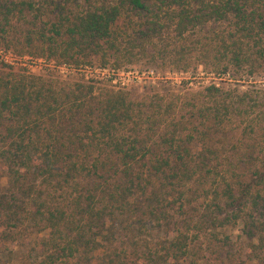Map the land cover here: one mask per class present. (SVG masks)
I'll use <instances>...</instances> for the list:
<instances>
[{"label":"trees","instance_id":"1","mask_svg":"<svg viewBox=\"0 0 264 264\" xmlns=\"http://www.w3.org/2000/svg\"><path fill=\"white\" fill-rule=\"evenodd\" d=\"M0 46L73 70L253 76L264 0H0ZM106 81L0 60V264H264V89L134 100Z\"/></svg>","mask_w":264,"mask_h":264},{"label":"rangeland","instance_id":"2","mask_svg":"<svg viewBox=\"0 0 264 264\" xmlns=\"http://www.w3.org/2000/svg\"><path fill=\"white\" fill-rule=\"evenodd\" d=\"M0 60L3 62L17 66H24L32 73H41L45 70H51L54 72L57 78H64L66 75L78 76L79 74L84 75L85 78H91L94 80H108L107 84L111 85L113 88H121L129 93V96L134 100H143L148 99L149 96L154 93H159L161 95L165 94L167 96L170 91L176 92L189 88H196L198 85L207 83L210 80H213L218 85L226 87H235L239 90H257L264 89V69L260 70L257 74L253 76L242 75H222L220 77H213L210 72L202 69L200 65L194 70L191 68L185 72H177L168 68L164 65H148L144 64V58L141 59V62L133 63L126 65L121 70H109L107 68L101 69L96 65L92 67H86L83 69L73 70L64 66H54L53 62L46 61L44 59H28V58H19L13 56L7 51H3L0 46ZM245 126V123L240 125L237 121H232L226 124L224 135H218V140L222 138L224 142L219 140V144L223 146L225 151H233L234 148H242L238 140H242L244 137L241 136V130ZM261 126V124L259 125ZM256 135H252L251 138H256V140L262 141L259 133L261 129L255 128ZM245 135H249L248 129H245ZM247 136H245L246 139ZM243 141V140H242ZM238 225L233 228L224 229V233H228L231 236L238 234ZM16 245L9 244L8 248L13 251V256L17 258L19 251L17 250ZM4 252V251H3ZM13 264H17L14 259H12Z\"/></svg>","mask_w":264,"mask_h":264}]
</instances>
